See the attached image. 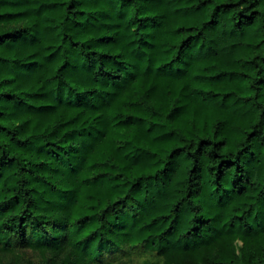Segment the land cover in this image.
<instances>
[{"label":"trees","instance_id":"trees-1","mask_svg":"<svg viewBox=\"0 0 264 264\" xmlns=\"http://www.w3.org/2000/svg\"><path fill=\"white\" fill-rule=\"evenodd\" d=\"M0 264H264V0H0Z\"/></svg>","mask_w":264,"mask_h":264},{"label":"rangeland","instance_id":"rangeland-1","mask_svg":"<svg viewBox=\"0 0 264 264\" xmlns=\"http://www.w3.org/2000/svg\"><path fill=\"white\" fill-rule=\"evenodd\" d=\"M11 257V256H10ZM18 257L21 261L27 262V261H32V262H37L38 260V255L37 253L33 252L32 250H21L18 252Z\"/></svg>","mask_w":264,"mask_h":264}]
</instances>
